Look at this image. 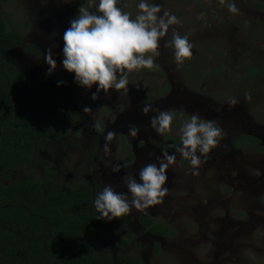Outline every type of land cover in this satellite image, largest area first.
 Here are the masks:
<instances>
[{
	"label": "rangeland",
	"instance_id": "1",
	"mask_svg": "<svg viewBox=\"0 0 264 264\" xmlns=\"http://www.w3.org/2000/svg\"><path fill=\"white\" fill-rule=\"evenodd\" d=\"M149 2L158 4L161 14L168 12L179 20L160 41L156 67L129 73L127 95L123 90H109L96 100L91 99L95 85L90 90L77 87L73 74L60 63L69 20L81 7L94 12L93 0L0 2L10 29L21 34L25 45L41 51L40 58L20 50L4 58L17 66L36 93L57 96L66 111L81 117L78 132L44 144L13 181L52 179L66 189L85 183L95 194L110 183L116 191L127 192L129 177L138 179L140 169L158 164L163 152L175 154V162L167 169L169 191L163 203L104 221L102 236L87 238L95 255H130L141 264H264V0ZM138 3L119 0L117 6L134 18ZM231 3L238 13L229 12ZM173 31L186 35L192 44V56L183 65L174 62L166 43ZM48 48L56 53L57 68L52 74L57 73L64 86L57 87L52 74L46 75L43 54ZM252 71L258 73L248 76ZM166 86L168 90L159 95ZM144 104L173 111L172 130L155 133L149 118L158 112L143 114ZM85 107L91 111L83 112ZM193 113L214 121L223 131L215 148L198 154L202 161L198 175H193L190 162L176 151L181 144L179 129ZM129 125L140 128L135 139L122 135ZM108 131L115 136L109 144L110 154L105 155ZM244 135L259 140L263 151L256 152L248 144L234 146ZM117 164L121 171L113 174ZM143 214L169 226L175 236L148 234L138 223ZM120 240L128 244L121 247Z\"/></svg>",
	"mask_w": 264,
	"mask_h": 264
},
{
	"label": "trees",
	"instance_id": "2",
	"mask_svg": "<svg viewBox=\"0 0 264 264\" xmlns=\"http://www.w3.org/2000/svg\"><path fill=\"white\" fill-rule=\"evenodd\" d=\"M9 25L0 12V264H141L130 255H95L87 238L102 236L105 223L96 219L93 200L97 194L89 185L66 189L52 179L13 181L44 144L78 132L81 117L66 111L57 96L36 93L17 66L4 58L14 50L31 58L41 57V51L25 45L21 34ZM253 73L258 72L248 76ZM52 77L60 81L57 73ZM167 90L166 86L159 95ZM238 144L263 151L253 137L239 136L233 142ZM132 160L129 153L128 163ZM138 222L154 236L176 234L147 215L140 216ZM127 244L118 242L121 247Z\"/></svg>",
	"mask_w": 264,
	"mask_h": 264
},
{
	"label": "clouds",
	"instance_id": "3",
	"mask_svg": "<svg viewBox=\"0 0 264 264\" xmlns=\"http://www.w3.org/2000/svg\"><path fill=\"white\" fill-rule=\"evenodd\" d=\"M95 11L79 8L78 14L69 20V27L64 31L61 49L62 68L73 74L77 87L90 90L95 85L91 99L96 100L103 92L123 90L128 92V75L134 71L152 70L156 67L154 58L159 56L160 41L170 26L178 24L176 16L163 12L158 4L149 0H139L135 17L123 11L117 5L119 0H93ZM223 3V0H221ZM229 12L236 14L234 3L228 5ZM172 49L173 59L177 65H183L192 56V44L188 37L173 31L172 38L166 42ZM56 53L51 48L43 54L47 65L46 75H51L57 68ZM64 81H57V87L64 86ZM231 104L237 101L232 99ZM85 107L83 112H90ZM157 111L158 115L149 118V125L159 135L172 130L175 119L171 110L153 109L151 104H144L142 113ZM139 126L129 125L126 134L133 139L138 136ZM181 144L176 151L190 162L193 175L202 161L200 155L207 154L215 148L223 136L222 129L211 120H205L197 114H191L181 125ZM115 133L108 131L105 135L104 153L110 154L109 144ZM159 163H150L140 169L138 179L129 177L126 183L127 192H118L110 184H104L93 200L98 213L96 219L111 222L122 216H128L133 209L145 211L150 206L163 203L169 189L167 169L175 162L176 155L162 153ZM112 173L121 171L120 165L112 167Z\"/></svg>",
	"mask_w": 264,
	"mask_h": 264
},
{
	"label": "flooded vegetation",
	"instance_id": "4",
	"mask_svg": "<svg viewBox=\"0 0 264 264\" xmlns=\"http://www.w3.org/2000/svg\"><path fill=\"white\" fill-rule=\"evenodd\" d=\"M143 215H145V214H143ZM142 216V215H141ZM140 217V216H139ZM139 217H138V219H139ZM139 223V222H138ZM140 225V224H139ZM141 226V225H140ZM141 227H143V226H141ZM144 228V227H143ZM145 229V228H144ZM146 230V229H145ZM147 231V230H146ZM147 233L148 234H150L148 231H147ZM151 236H153V237H159V236H154V235H152V234H150ZM159 238H163V237H159ZM159 248V247H158Z\"/></svg>",
	"mask_w": 264,
	"mask_h": 264
}]
</instances>
